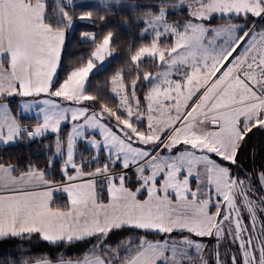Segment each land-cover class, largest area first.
Masks as SVG:
<instances>
[{"label": "snow or ice", "instance_id": "1", "mask_svg": "<svg viewBox=\"0 0 264 264\" xmlns=\"http://www.w3.org/2000/svg\"><path fill=\"white\" fill-rule=\"evenodd\" d=\"M0 244L264 264V0H0Z\"/></svg>", "mask_w": 264, "mask_h": 264}, {"label": "trees", "instance_id": "2", "mask_svg": "<svg viewBox=\"0 0 264 264\" xmlns=\"http://www.w3.org/2000/svg\"><path fill=\"white\" fill-rule=\"evenodd\" d=\"M0 254H3V245L0 244ZM69 255H75V253H69Z\"/></svg>", "mask_w": 264, "mask_h": 264}]
</instances>
